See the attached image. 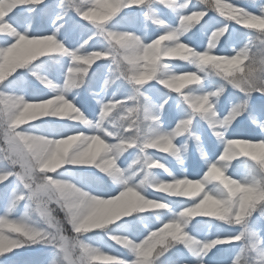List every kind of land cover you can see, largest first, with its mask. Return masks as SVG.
<instances>
[{
    "label": "snow or ice",
    "instance_id": "snow-or-ice-1",
    "mask_svg": "<svg viewBox=\"0 0 264 264\" xmlns=\"http://www.w3.org/2000/svg\"><path fill=\"white\" fill-rule=\"evenodd\" d=\"M0 142V264H264V0H0Z\"/></svg>",
    "mask_w": 264,
    "mask_h": 264
},
{
    "label": "rangeland",
    "instance_id": "rangeland-1",
    "mask_svg": "<svg viewBox=\"0 0 264 264\" xmlns=\"http://www.w3.org/2000/svg\"><path fill=\"white\" fill-rule=\"evenodd\" d=\"M232 2H235V3H238V4H243V3L246 2V0H232ZM85 23H87V22H85ZM237 27H240V26H237ZM97 63H99V62H97ZM43 119H50V118H43ZM33 122L37 123V121H33ZM30 123H31V122H30ZM21 127H27V125H22ZM2 146H3V145H2V142H0V147H2ZM160 155H164V154H160ZM65 167H71V166H65ZM188 167H189V170H191L192 165L189 164ZM58 171H60V170H58ZM50 175L55 176V173H51ZM201 175H202V173H201ZM159 195H166V194L161 193V194H159ZM180 199H187V198H180ZM68 233H69V231H68ZM68 235H69V234H68ZM105 241H107V243L111 245V243L107 240V237H105ZM96 246H99V245L97 244ZM113 249H114V248H113ZM22 255L26 257V256L30 255V253H23Z\"/></svg>",
    "mask_w": 264,
    "mask_h": 264
}]
</instances>
